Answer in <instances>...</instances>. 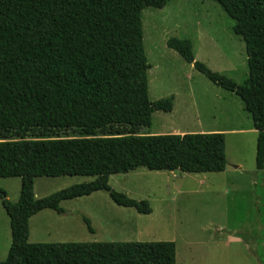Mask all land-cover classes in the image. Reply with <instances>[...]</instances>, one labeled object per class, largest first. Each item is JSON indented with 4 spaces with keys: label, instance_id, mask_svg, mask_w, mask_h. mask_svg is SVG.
<instances>
[{
    "label": "trees",
    "instance_id": "16d2710c",
    "mask_svg": "<svg viewBox=\"0 0 264 264\" xmlns=\"http://www.w3.org/2000/svg\"><path fill=\"white\" fill-rule=\"evenodd\" d=\"M170 0H0V178H19V199L0 190L11 245L0 264H176L174 242L30 244L29 220L64 201L105 191L117 206L148 215L147 201L110 188L109 176L149 171L219 173L225 135H139L174 97L150 101L151 68L141 14ZM234 21L247 55L248 78L236 84L195 61L187 39L166 46L213 85L237 96L257 132L255 167L264 171V0H211ZM77 130L84 137L49 136ZM30 133H39L27 139ZM103 134L104 137H99ZM16 137L18 140H9ZM87 176L36 199L37 177ZM93 233L90 221L82 218Z\"/></svg>",
    "mask_w": 264,
    "mask_h": 264
},
{
    "label": "rangeland",
    "instance_id": "374dc122",
    "mask_svg": "<svg viewBox=\"0 0 264 264\" xmlns=\"http://www.w3.org/2000/svg\"><path fill=\"white\" fill-rule=\"evenodd\" d=\"M150 101L174 97L170 113L155 111L139 135L223 133L226 168L219 173L149 171L109 176L111 189L147 201L148 215L117 206L105 191L64 201L62 214L46 209L29 220L30 244L174 242L176 264H264V171L255 167L257 132L240 99L208 81L166 46L187 39L195 61L236 84L248 78L247 55L232 21L211 0H170L141 14ZM39 133H30L35 139ZM49 136L83 138L77 130ZM99 137H104L99 134ZM9 140H18L11 137ZM94 177L34 179L36 199ZM19 178H0V190L15 203ZM90 221L93 233L82 218ZM11 245L9 218L0 200V262Z\"/></svg>",
    "mask_w": 264,
    "mask_h": 264
}]
</instances>
